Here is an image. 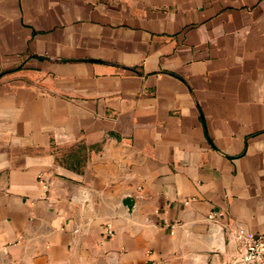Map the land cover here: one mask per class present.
<instances>
[{
    "label": "crops",
    "instance_id": "crops-1",
    "mask_svg": "<svg viewBox=\"0 0 264 264\" xmlns=\"http://www.w3.org/2000/svg\"><path fill=\"white\" fill-rule=\"evenodd\" d=\"M238 229L264 0H0V264H225Z\"/></svg>",
    "mask_w": 264,
    "mask_h": 264
},
{
    "label": "built area",
    "instance_id": "built-area-1",
    "mask_svg": "<svg viewBox=\"0 0 264 264\" xmlns=\"http://www.w3.org/2000/svg\"><path fill=\"white\" fill-rule=\"evenodd\" d=\"M39 183L45 192L49 191L51 184L42 175ZM215 217L213 213L209 215L210 220ZM229 245L231 252H228L230 256L225 264H264V232L253 235L244 229H238L232 232Z\"/></svg>",
    "mask_w": 264,
    "mask_h": 264
}]
</instances>
